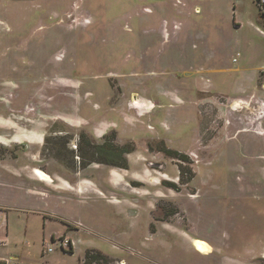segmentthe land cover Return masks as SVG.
Segmentation results:
<instances>
[{"label":"rangeland","instance_id":"374dc122","mask_svg":"<svg viewBox=\"0 0 264 264\" xmlns=\"http://www.w3.org/2000/svg\"><path fill=\"white\" fill-rule=\"evenodd\" d=\"M105 137L126 167L85 165ZM1 238L22 264H264V4L0 0Z\"/></svg>","mask_w":264,"mask_h":264},{"label":"trees","instance_id":"16d2710c","mask_svg":"<svg viewBox=\"0 0 264 264\" xmlns=\"http://www.w3.org/2000/svg\"><path fill=\"white\" fill-rule=\"evenodd\" d=\"M91 144L94 154L92 155V158L89 160V162L85 163V165L91 162H97L117 167L127 166L126 154L130 151L129 146L115 144L113 140H107V137H105L104 141L101 143L94 144L91 142ZM80 163L83 165L82 162Z\"/></svg>","mask_w":264,"mask_h":264},{"label":"built area","instance_id":"2783aa9c","mask_svg":"<svg viewBox=\"0 0 264 264\" xmlns=\"http://www.w3.org/2000/svg\"><path fill=\"white\" fill-rule=\"evenodd\" d=\"M262 2L264 4V0H257V2ZM56 240H58L59 242V247L68 252V253H72V247H73V244H72V241L71 239L66 236L65 234H62L60 236H58L57 238H55V236H52L51 237V241L52 242H56ZM54 248L50 245H48V247L46 248L47 251H52ZM5 264H19L18 262L14 261V260H11L9 262L5 261Z\"/></svg>","mask_w":264,"mask_h":264},{"label":"crops","instance_id":"0c3cea01","mask_svg":"<svg viewBox=\"0 0 264 264\" xmlns=\"http://www.w3.org/2000/svg\"><path fill=\"white\" fill-rule=\"evenodd\" d=\"M34 169V168H33ZM35 170H38V169H35ZM32 174V173H31ZM31 176H33V174L31 175ZM47 178H49V180L47 181V182H49L50 181V179H51V176L48 174V173H46V179ZM40 179V178H39ZM43 180V179H42ZM65 182V181H64ZM66 184H67V182H65ZM68 185V184H67ZM31 210H33V211H35V212H38V213H43V212H41L39 209H31ZM197 239H200V240H202V241H204L202 238H198V237H196ZM3 240V241H2ZM195 240V238L192 240V242ZM196 241V240H195ZM0 242H2V243H4V239H2L1 238V240H0ZM205 242V241H204ZM206 243V242H205ZM207 244V243H206ZM207 247H208V245H207ZM199 253H202V252H199ZM17 255H15V254H10L9 255V258H10V260H21V264H22V260L23 259H25V257L24 256H21L20 255V253L18 254V253H16ZM5 259H6V257H4V256H2V255H0V264H5ZM23 262H24V260H23Z\"/></svg>","mask_w":264,"mask_h":264},{"label":"bare ground","instance_id":"6f19581e","mask_svg":"<svg viewBox=\"0 0 264 264\" xmlns=\"http://www.w3.org/2000/svg\"><path fill=\"white\" fill-rule=\"evenodd\" d=\"M37 172H38V177L39 178H41L43 180H47L46 179V173L44 171L38 169ZM195 245H196L197 248H199L201 250L206 248L205 243L203 241H201V240H196L195 241Z\"/></svg>","mask_w":264,"mask_h":264},{"label":"flooded vegetation","instance_id":"af4514ba","mask_svg":"<svg viewBox=\"0 0 264 264\" xmlns=\"http://www.w3.org/2000/svg\"><path fill=\"white\" fill-rule=\"evenodd\" d=\"M134 102H136V100H134ZM82 262H83V264H91L94 262V260H91L88 256H84Z\"/></svg>","mask_w":264,"mask_h":264}]
</instances>
